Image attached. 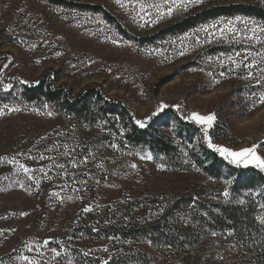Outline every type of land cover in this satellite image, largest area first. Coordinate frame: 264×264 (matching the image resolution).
<instances>
[{"label": "rangeland", "instance_id": "rangeland-1", "mask_svg": "<svg viewBox=\"0 0 264 264\" xmlns=\"http://www.w3.org/2000/svg\"><path fill=\"white\" fill-rule=\"evenodd\" d=\"M68 1L103 5L137 37L153 34L213 3L264 4V0H203L200 5L152 25L139 17L133 19L136 0H125L126 7L115 0ZM155 2L144 0L145 4ZM235 26L244 32L242 22ZM209 31L215 34H197L199 43L196 36L186 40V51L181 56L179 37L157 46H139L122 36L101 14L48 0H0V108L8 105L0 115V157H15L34 169L40 180L37 186L23 172H17L15 165L0 161V264H27L21 256L40 264L104 263L118 244L100 236V227L114 214L120 216L122 211L118 209L123 204L136 199L130 219L146 223L162 216L168 200L201 192V199L218 201L228 191L225 182L197 170L161 168L148 151L124 148L116 140L118 136L111 137L104 125L89 126L56 113L47 103L14 101L21 85L36 84L44 74L75 90L98 83L106 95L128 104L144 122L153 117L161 103L176 110L175 105H179L177 111L185 116L194 111L202 115L214 113L213 127L217 121L227 123L229 135L221 139L211 136L213 143L236 151L257 144L258 154L264 156V105L253 107V100L264 92V87L253 78H245L249 71L254 77L259 76L258 69L264 63L255 54L264 50V44L248 42L243 35L233 38L231 33L221 36L214 29ZM154 49H159V53ZM215 50L217 53L212 54ZM237 52L240 56H236ZM249 52L253 55L249 56ZM229 56L237 62L248 58L236 67ZM253 58L258 61L257 67H244ZM3 84L12 87L5 91ZM10 108L20 111H9ZM49 111L51 116L47 115ZM113 144L117 147L113 148ZM149 155L151 159H147ZM132 164L137 167L133 169ZM41 168L44 172L39 171ZM85 208L91 211L86 212ZM21 212L27 215L22 216ZM45 240L49 242L46 246ZM206 243L204 247L213 242ZM52 248L60 255L52 253ZM213 252L211 246L209 257ZM190 261L181 255L166 254L154 264Z\"/></svg>", "mask_w": 264, "mask_h": 264}, {"label": "trees", "instance_id": "trees-1", "mask_svg": "<svg viewBox=\"0 0 264 264\" xmlns=\"http://www.w3.org/2000/svg\"><path fill=\"white\" fill-rule=\"evenodd\" d=\"M48 1L101 14L122 36L139 46H157L221 18L242 17L264 25V4L260 1L217 2L188 13L153 34L137 37L101 4ZM215 53L216 50L212 54ZM11 95L12 92L10 99ZM14 98V101L47 103L56 113L89 126L104 125L110 136H118L116 140L128 150L148 151L155 162L173 171L190 172L198 168L204 176L227 184V198L205 201L201 192L196 196L183 195L168 200L162 216L146 223L130 219L136 199L123 204L118 209L121 215L114 214L100 227V236L118 244L107 264H154L166 254L191 259L189 264H264V224L258 219L264 217V208L260 207L264 204V171L253 165L229 163L208 148L201 125L168 107L142 128L136 123L139 119L131 107L106 95L98 83L75 90L47 74L36 84L21 85ZM228 128L227 123L217 121L209 135L214 139L227 137ZM210 240L212 257L208 255L211 246L204 247Z\"/></svg>", "mask_w": 264, "mask_h": 264}, {"label": "snow or ice", "instance_id": "snow-or-ice-1", "mask_svg": "<svg viewBox=\"0 0 264 264\" xmlns=\"http://www.w3.org/2000/svg\"><path fill=\"white\" fill-rule=\"evenodd\" d=\"M117 4H119L121 7H126L127 4L125 3V0H115ZM132 0H128V3H131ZM203 2V0H157L155 3L151 4H145L144 0H136L134 4V8L137 9L136 15L133 17V19H136L139 17L140 20H143L145 24H152L155 25L159 23L161 20H163L165 17H172L175 13L178 11H187L189 7L200 5ZM236 22H242L244 24V32L241 33L235 26ZM218 25H222L221 27H217ZM251 25V27H249ZM144 24L141 25L143 27ZM210 29L216 30L221 36H224L226 33H231L233 35V38L239 37L243 35V38L248 42H256L264 44V25H257L255 20H251L248 18H242V17H235L234 20H228L224 21L223 18L220 20L214 21L210 25H201L199 28L195 29L192 33H185L183 36L179 37L178 39L181 42L182 50L180 51V55H184L186 48L183 47L184 42L188 39H191L193 36H196L197 43H199V37L198 33H206L208 35H214L215 33L210 32ZM112 43H117L116 40H112ZM35 47V45H33ZM154 52L159 53V49L152 50ZM57 55H60V53H57ZM249 56H252L253 54L251 52L248 53ZM256 56L261 57L260 63H264V50L261 52H258L255 54ZM236 56H240V53L237 52ZM247 56L243 58V60H240L237 62L236 59L229 56L228 60H230L233 64L236 65V67H240L241 64L244 63V60H247ZM212 58L209 57V60ZM222 64L223 61H220ZM258 64V61L253 58L250 63L244 64V67L248 69L256 68ZM5 68L8 67L7 64L4 65ZM3 69H0V72H2ZM259 76L254 77L252 71L248 72L247 78H253L255 79V82L257 85H260L261 87H264V67H261L258 69ZM211 75V73H209ZM221 75H224V73H221ZM218 82V81H217ZM2 80H0V84H2ZM26 83V81L24 82ZM12 87L11 84H3V88L5 91L10 89ZM255 93L253 96L255 97ZM257 104L264 105V92H261L258 97H256L253 100V107H255ZM45 108L48 107V105L44 106ZM168 105L161 103L159 107L157 108L156 112H153L152 115L155 116L159 112H162ZM177 110H179L180 106L175 105ZM4 108H8V105H4L3 108H0V115L4 114ZM9 111H20L19 108H10ZM33 111H38L37 109H33ZM52 112H47L48 116H51ZM188 120L194 121L198 125H202V131H203V139L207 143V147L210 149H213L215 152L219 153L220 156H222L224 159L228 160L229 163L236 164V165H243L247 167L248 165H253L256 168L260 169L261 171H264V156H261L257 152V148L260 147V145L252 144L249 147L242 148L238 151L233 150L229 147L218 145L212 142V137L209 135V129L213 127V124L216 120V116L214 113H209L207 115H202L198 112H192L190 115L185 117ZM150 119V118H149ZM136 123L140 127H145V122L141 120H136ZM113 148L117 147L115 144L112 145ZM186 154V153H185ZM142 159L144 157H141ZM152 157L149 155L147 159H151ZM41 159L43 157L41 156ZM0 161H7L10 164H13L16 166L17 172H23L24 175L27 177L28 180L34 181V183L39 186L40 180L36 178L34 175V169L26 166L23 163H20L15 157L8 158V157H0ZM59 167L63 168V165H59ZM131 167L135 169L137 166L135 164H132ZM161 168H163V165H160ZM199 171V169H196ZM39 171L44 172V169L41 168ZM47 175V173H45ZM6 178V177H5ZM22 188L24 187L23 183L20 185ZM55 196H59V193H53ZM224 197L229 196V192L227 190L223 193ZM240 203H243V201H240ZM261 208H264V204L260 205ZM84 211H91L90 208H85ZM20 215H27L25 212H21ZM260 219V222L264 224V217H258ZM2 234V233H0ZM212 235H216V233H212ZM48 241H44V245H48ZM28 248V251H32V248L30 245H26ZM107 251V249H104ZM51 252L54 253L56 256H59L60 253L55 249L52 248ZM84 255H88L87 252L84 253ZM20 259L27 262V264H40L38 260L30 259L28 256H21ZM104 264H107V261H104Z\"/></svg>", "mask_w": 264, "mask_h": 264}]
</instances>
